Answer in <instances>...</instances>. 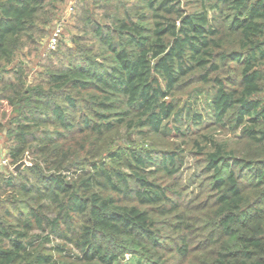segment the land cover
<instances>
[{
    "label": "trees",
    "instance_id": "obj_1",
    "mask_svg": "<svg viewBox=\"0 0 264 264\" xmlns=\"http://www.w3.org/2000/svg\"><path fill=\"white\" fill-rule=\"evenodd\" d=\"M64 2L0 0V134L29 164L0 175V264H264V0H75L60 65L34 71ZM197 72L241 147L200 139L176 96ZM134 135L195 138L197 174Z\"/></svg>",
    "mask_w": 264,
    "mask_h": 264
},
{
    "label": "rangeland",
    "instance_id": "obj_2",
    "mask_svg": "<svg viewBox=\"0 0 264 264\" xmlns=\"http://www.w3.org/2000/svg\"><path fill=\"white\" fill-rule=\"evenodd\" d=\"M75 0H65V2L60 6L59 14L56 18V21L66 19L65 25H64V33L61 38V41L68 42L70 38L75 33L74 25L76 24V19L74 18V10L68 14L69 8L73 5ZM54 25L49 28V35L43 40V45L41 46V50L39 53V56H35L34 54L29 55L27 61V65L31 68H33L34 71L41 70V64L40 63H46L48 65L55 64L56 66H59L61 61L60 58L57 57V52L61 49H63V43L53 51H49L47 48L48 39L53 31ZM225 36H224V43L227 47L234 46L237 47L238 44V37L236 36H230L225 30H224ZM33 71V72H34ZM199 73H195L186 80H184L182 86H180L179 90L176 92V96L180 97V99L183 102H192L195 101L196 107L199 112L203 113L204 119H205V128L203 131V137L200 138L202 140H206L207 138H214L218 141L226 142L228 146L230 147H241V145L244 144V140L240 139V130H234L232 128L233 120L235 115L231 114V117L226 120V126H220L217 125L212 118L209 117L211 113L210 108V100L213 96V93L215 92L216 88L214 85L203 83L200 80ZM34 76V74H32ZM220 77H222L224 80L225 85L229 88H239V81L240 77L238 72L235 70H223V72L220 74ZM261 96L264 97V88ZM133 143L140 147L143 144H153L154 147L160 148V149H170V150H176L178 147H184L187 150V155L185 158V166L182 171V177L186 180H189L192 178L193 174H197V170L195 169V158L192 155V147H193V141H189V145H184L183 140L181 139H163V138H151L147 140H141L139 137L134 135L132 137ZM7 145L6 137L4 134H0V154H3L6 156L5 147ZM159 158V157H157ZM12 166V165H11ZM13 168V167H12ZM12 168L5 167L0 169V175L8 176L13 172ZM244 183H249L248 178H244ZM6 195L5 193L0 191V196ZM129 256H126V259H128ZM124 264V262H122Z\"/></svg>",
    "mask_w": 264,
    "mask_h": 264
},
{
    "label": "built area",
    "instance_id": "obj_3",
    "mask_svg": "<svg viewBox=\"0 0 264 264\" xmlns=\"http://www.w3.org/2000/svg\"><path fill=\"white\" fill-rule=\"evenodd\" d=\"M73 11V5L69 8V13ZM66 19L58 20L56 21L53 31L48 39L47 48L49 51H53L57 48L59 42L61 41V38L64 33V25H65ZM10 167L12 168L9 159L3 155L0 154V169Z\"/></svg>",
    "mask_w": 264,
    "mask_h": 264
},
{
    "label": "water",
    "instance_id": "obj_4",
    "mask_svg": "<svg viewBox=\"0 0 264 264\" xmlns=\"http://www.w3.org/2000/svg\"><path fill=\"white\" fill-rule=\"evenodd\" d=\"M26 165H29L26 161H21L19 164L15 165L12 170L15 173H18L20 170H22Z\"/></svg>",
    "mask_w": 264,
    "mask_h": 264
}]
</instances>
